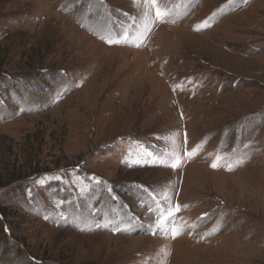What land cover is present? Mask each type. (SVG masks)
Here are the masks:
<instances>
[{"label": "rangeland", "instance_id": "obj_1", "mask_svg": "<svg viewBox=\"0 0 264 264\" xmlns=\"http://www.w3.org/2000/svg\"><path fill=\"white\" fill-rule=\"evenodd\" d=\"M158 3L0 0V264H264V0Z\"/></svg>", "mask_w": 264, "mask_h": 264}, {"label": "snow or ice", "instance_id": "obj_2", "mask_svg": "<svg viewBox=\"0 0 264 264\" xmlns=\"http://www.w3.org/2000/svg\"><path fill=\"white\" fill-rule=\"evenodd\" d=\"M150 4L155 8V17L161 21H163L168 13L161 9L159 7L158 0H150ZM211 23L209 21L203 22V28L210 27ZM197 31L202 30L200 26H197L196 29ZM101 39H105L104 36L100 37ZM130 39V33L128 32H122L115 37L109 36L106 39V42L110 45L112 44H121V43H128ZM138 39L141 40V44H137V47L142 46V41H143V36L138 37ZM173 90L175 91L176 88L174 87ZM181 90H183L181 88ZM187 143V137L185 134V144ZM201 146L197 145L194 147L192 150L188 151L185 150L184 152V157H181L179 154H173V156L170 158L171 163L165 164L164 161H160L161 164H164V166L171 167L173 169L180 168L182 167L183 160L184 158H191L199 154L201 151ZM223 158L220 155L216 156V161L212 164L213 168L220 167V161ZM228 167V170H232V165L228 164L226 165ZM151 198L154 201L155 204V209L149 207V211H154L155 214V225L154 228L156 231H159L163 235H170L173 239L182 235L184 230H185V225L183 222H178L176 214L179 213L182 208H187L188 205H180L174 201V199L167 194H164L163 199H158L156 196L151 195ZM48 217L45 216V219ZM99 226H104L106 225H98ZM119 231L120 229H116ZM156 231H153V234H156Z\"/></svg>", "mask_w": 264, "mask_h": 264}]
</instances>
